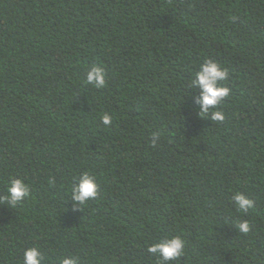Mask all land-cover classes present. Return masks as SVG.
<instances>
[{
	"label": "trees",
	"instance_id": "16d2710c",
	"mask_svg": "<svg viewBox=\"0 0 264 264\" xmlns=\"http://www.w3.org/2000/svg\"><path fill=\"white\" fill-rule=\"evenodd\" d=\"M206 59L229 73L222 123L188 87ZM85 171L98 195L76 205ZM17 178L30 191L0 202V264L31 247L43 264H157L148 245L176 235L169 264H264V0H0V194Z\"/></svg>",
	"mask_w": 264,
	"mask_h": 264
},
{
	"label": "clouds",
	"instance_id": "9594fccd",
	"mask_svg": "<svg viewBox=\"0 0 264 264\" xmlns=\"http://www.w3.org/2000/svg\"><path fill=\"white\" fill-rule=\"evenodd\" d=\"M228 70L212 59H206L199 65V70L193 73V79L188 87L199 92L197 103L199 105L200 117L210 118L215 122H223L226 114L219 108L225 97L230 95L231 89L222 86L221 82L228 78ZM86 84L95 88H102L106 83V74L102 67L92 65L86 75ZM112 117L105 114L102 117L104 125H110ZM159 139L158 133H153L152 143L155 145ZM29 187L23 180L11 179L6 191L0 194V202L15 208L16 205L29 196ZM98 195V185L93 175L87 171L82 172L71 186V200L76 205H85L90 200H94ZM232 201L237 211L246 213L254 207L255 202L241 192H236L232 196ZM236 227L242 234L250 231L247 220L239 222ZM147 251L157 257V264H169L171 261H178L185 255V241L178 235L163 236L158 242L148 245ZM44 257L36 247L27 248L23 253L22 264H43ZM60 264H80L79 257H65Z\"/></svg>",
	"mask_w": 264,
	"mask_h": 264
}]
</instances>
